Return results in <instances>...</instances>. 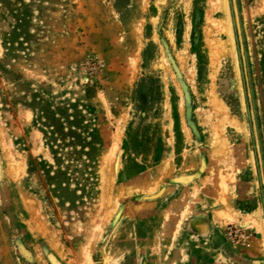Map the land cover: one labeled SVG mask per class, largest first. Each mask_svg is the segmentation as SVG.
Listing matches in <instances>:
<instances>
[{
	"label": "rangeland",
	"instance_id": "obj_1",
	"mask_svg": "<svg viewBox=\"0 0 264 264\" xmlns=\"http://www.w3.org/2000/svg\"><path fill=\"white\" fill-rule=\"evenodd\" d=\"M211 1L25 0V35L0 40V264H264V0H226L234 54ZM52 112L103 143L91 193L45 202L29 164L55 165L34 123Z\"/></svg>",
	"mask_w": 264,
	"mask_h": 264
},
{
	"label": "trees",
	"instance_id": "obj_2",
	"mask_svg": "<svg viewBox=\"0 0 264 264\" xmlns=\"http://www.w3.org/2000/svg\"><path fill=\"white\" fill-rule=\"evenodd\" d=\"M29 17L25 0H0V40L4 46L14 44L25 35L23 30ZM36 116L34 123H41L39 129L44 135L46 146L52 150L55 165L37 160L30 162L29 184L34 178H37V185L40 183L34 193L46 202L57 197L56 193H60V189L71 181L75 182L76 189L83 193L88 189L91 193L103 143L99 131L89 123L82 125L83 130L78 133L74 125L76 123L71 122V127H66V119L59 118L53 112L52 115L39 113ZM46 187L52 190L47 191Z\"/></svg>",
	"mask_w": 264,
	"mask_h": 264
},
{
	"label": "bare ground",
	"instance_id": "obj_3",
	"mask_svg": "<svg viewBox=\"0 0 264 264\" xmlns=\"http://www.w3.org/2000/svg\"><path fill=\"white\" fill-rule=\"evenodd\" d=\"M191 4V0H186V6L189 7ZM217 9H222L225 11L226 13V19H224L223 21L219 22V21H216L215 18L213 17V12ZM219 24H222L223 25V28H224V31L225 33L227 34V37H228V40L225 41V45H230L231 48L228 50V53L229 54H234V49H233V33H232V29H231V22H230V17H229V10H228V4H227V1L226 0H219L216 1V0H212L210 3H209V9H208V17H207V31L209 32V39L211 38V33L213 32V30L215 28L218 27ZM188 35V34H187ZM189 37V36H188ZM224 46V45H223ZM226 47V46H225ZM227 48V47H226ZM187 55L188 53L187 52H182L180 58L184 61H186L187 59ZM189 75H191L192 77L195 76V71L194 69H190L189 70ZM167 118L169 120H171V115L170 113H167ZM222 121V123H224L223 121V117L220 118ZM225 124V123H224ZM120 125L122 127L123 125V122H120ZM120 127V129H121ZM167 132L169 133V136H168V139H167V142H168V145L172 146L173 143H174V137H173V131H172V126L169 124L167 125ZM119 133V132H118ZM188 133V132H187ZM189 135V134H188ZM217 139V138H216ZM217 141V140H216ZM119 142H120V138L119 137H115V142H114V145L113 147L111 148V151L110 153L108 154L107 158H106V163H104V174H103V186H105V188H110V185L113 183L114 179H115V168H116V156H117V153H118V148H119ZM2 145H3V150L5 152V154H7V158L9 160V166H11L12 168L14 169H17L19 167L18 165V162H16L14 156H13V153H12V148L11 146H9L8 144L5 143V141L2 142ZM215 146H216V150H215V156H219L221 158H229L230 157V154H231V150L230 148L228 147V145L226 146H221L220 147H217V144L215 142ZM170 164H172V159L170 158ZM118 165V164H117ZM223 180H224V191H227L228 189V186H227V181H230L229 178H226V176L223 177ZM226 182V183H225ZM231 182V181H230ZM115 201V200H114ZM31 204V202H29ZM33 204V202H32ZM116 204V203H115ZM34 206H35V202H34ZM113 212V210H112ZM189 212V210L185 211L183 213V220L187 217V213ZM37 215V214H35ZM39 215V214H38ZM38 215L36 216V222L39 223V221L41 219V217H38ZM223 217H227V218H231L232 216V211L229 209V210H225L223 213H222ZM34 220V219H33ZM182 220V219H181ZM182 220V221H183ZM258 220V219H257ZM35 221V220H34ZM41 223V222H40ZM258 227L259 229L262 231V223H258ZM40 230V229H39ZM47 235H51V233L47 234ZM97 236V235H96ZM91 245V244H90ZM91 249V248H90ZM86 261L88 262V264H90V253L87 252L86 253Z\"/></svg>",
	"mask_w": 264,
	"mask_h": 264
}]
</instances>
